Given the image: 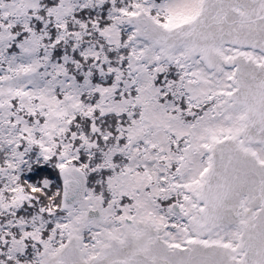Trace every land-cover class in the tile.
<instances>
[{
	"label": "snow or ice",
	"instance_id": "1",
	"mask_svg": "<svg viewBox=\"0 0 264 264\" xmlns=\"http://www.w3.org/2000/svg\"><path fill=\"white\" fill-rule=\"evenodd\" d=\"M0 264H264V0H0Z\"/></svg>",
	"mask_w": 264,
	"mask_h": 264
}]
</instances>
